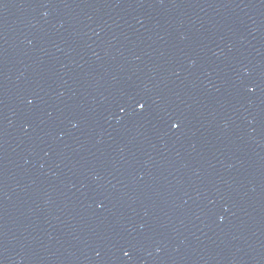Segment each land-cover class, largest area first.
<instances>
[{
  "label": "water",
  "instance_id": "obj_1",
  "mask_svg": "<svg viewBox=\"0 0 264 264\" xmlns=\"http://www.w3.org/2000/svg\"><path fill=\"white\" fill-rule=\"evenodd\" d=\"M0 264H264V0H0Z\"/></svg>",
  "mask_w": 264,
  "mask_h": 264
},
{
  "label": "snow or ice",
  "instance_id": "obj_2",
  "mask_svg": "<svg viewBox=\"0 0 264 264\" xmlns=\"http://www.w3.org/2000/svg\"><path fill=\"white\" fill-rule=\"evenodd\" d=\"M143 107V106H142ZM176 127H178V125H176Z\"/></svg>",
  "mask_w": 264,
  "mask_h": 264
}]
</instances>
